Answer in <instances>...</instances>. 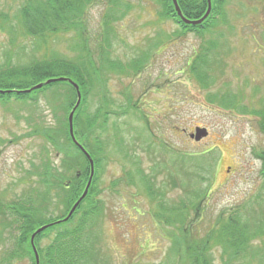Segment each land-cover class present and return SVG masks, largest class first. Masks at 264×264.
Listing matches in <instances>:
<instances>
[{"label":"rangeland","instance_id":"1","mask_svg":"<svg viewBox=\"0 0 264 264\" xmlns=\"http://www.w3.org/2000/svg\"><path fill=\"white\" fill-rule=\"evenodd\" d=\"M22 1L0 0V14L15 13ZM119 9L122 13L113 16H124L120 22L110 21L107 38L104 19L111 7L107 1L89 7L82 38L97 68L102 67V48L108 54L104 57L117 63L115 72L105 63L109 70L103 68L84 110L85 119L97 108L109 112L106 119L100 117L103 128L95 138H77L99 148L107 158L102 159L97 183L103 213L92 228L100 253L97 260L100 264H177L167 258L172 246L169 227L155 218V205L143 185L113 183L122 181L128 171L137 180L140 167L158 170L160 163L167 166L158 176L163 182L174 174L172 161L182 152L202 154L206 161H200L199 167L209 169L201 175L204 180L192 182L208 194L201 219L192 215L193 239L206 237L221 214L238 210L254 230L264 229V118L253 113L264 110V0H226L224 16L214 19L215 26L202 34H184L178 24L161 18L160 0H122ZM83 40L70 33L57 39L54 47L74 57L77 52L81 55ZM31 42L22 39L14 21L0 25V66L28 61ZM198 58L215 74L209 90L190 74V65ZM224 90L242 93V104L249 112L209 100L208 92ZM60 100L55 101L52 90H47L35 103H0V204L22 199L37 185L43 164L58 166L64 152H73L64 137H59L60 148L47 139L48 131L62 129L66 121ZM197 128L209 131L199 142L190 137ZM179 174L176 189L167 193L172 202L184 196L182 186L188 176ZM62 213L63 209L53 211L55 217ZM1 227L0 223V260L16 234ZM48 242L43 239L42 245ZM220 257L219 248H213L210 258L215 264H222ZM234 264H264V237L252 240L248 253Z\"/></svg>","mask_w":264,"mask_h":264},{"label":"trees","instance_id":"2","mask_svg":"<svg viewBox=\"0 0 264 264\" xmlns=\"http://www.w3.org/2000/svg\"><path fill=\"white\" fill-rule=\"evenodd\" d=\"M103 1H107L111 7L110 14H107L104 19V30L108 38L112 30L109 26L110 21L120 22L124 16V14L113 16L114 13H122L119 9L122 6V0H23L15 13L0 14L1 26L14 21L21 29L22 39L32 41L33 45L28 61L22 64L8 62L0 66V90L4 91L0 93V103L4 105L14 102L35 103L41 93L52 90L55 101L63 98L60 100L59 109L65 113L66 121L62 129L56 132L48 131L47 139L53 147L58 148L59 137L62 136L70 151H73L64 152V157L58 166L50 162L43 164L41 171L37 173L40 177L37 185L33 186L22 199L0 204L1 228L16 231L12 247L4 253L0 264H14L26 259H29L31 264H36L31 236L39 228L57 221L61 222L36 236L35 246L39 253L40 264H100L97 260L100 253L92 228L103 213L101 201L98 198L97 183L98 171L103 166L102 159L107 158L99 148H91L89 142L88 144L81 142L94 160L95 174L87 196L71 218L63 221L82 196L91 176L88 158L74 144L69 134L68 117L76 106L77 91L68 81L45 84L41 89L32 90L30 93H24V91L52 78L71 79L78 84L82 94L81 103L75 111L73 120L75 137L76 139L78 136L95 138L96 131L103 128L105 123V121L99 122L100 117L106 119L109 112L104 113L102 108H97L93 116L86 114L87 119H85V106L89 95L94 92L99 82L103 68L109 67L115 72L117 63L110 58H105L104 55L108 56V54L106 49L102 48L100 51L102 67L97 68L88 51L86 40L82 38L87 26L88 8ZM160 3L161 18L165 17L164 19L178 24L184 34H202L215 26L214 19L219 15L224 16L226 0H212L211 14L201 25L185 24L176 13L172 0H160ZM178 3L183 14L190 20L201 19L208 9L207 0H178ZM70 33H76L77 38L83 40L81 55L77 52L74 57H67L65 53L59 52L54 47L57 39ZM106 44L109 46L108 40ZM24 48L23 53H25ZM76 48L79 51L80 48L78 46ZM106 62L109 64L108 67L105 66ZM190 74L206 90H209L213 83L215 84V74L207 71L203 59L193 60L190 65ZM207 94L211 102L224 108L236 109L243 113L249 112L247 106L242 104L240 92L224 90ZM253 113H260L259 115L264 118V110L253 111ZM262 129L264 131V121ZM100 143L98 137L97 144ZM89 147L90 150H88ZM202 156L196 153H180L179 157L172 161L174 174L172 173L163 182L158 179V176L159 173L166 172L167 166L160 163L158 170H144L140 167L137 180L132 171H128L121 178L122 181H115L113 186L114 184L118 186L123 181L127 183V186H136L137 182L143 185L146 195L155 205V218L161 225L169 227L168 236L172 246L168 252V260H173L177 264H215L210 258V253L213 248H219L221 263L234 264L248 253L252 240L264 237V229L260 227L254 230L249 221H246L247 218L245 219L238 210L221 214L206 237L202 240L193 239L190 226L195 218L201 219L200 213L204 210L203 204L208 197L206 190L192 183L198 178L204 180L205 178L201 175L208 173L209 169L203 168L204 165L199 167L200 161L202 163L206 161ZM262 158L264 161V156ZM179 173L184 177L188 176L185 180L183 179L184 196L179 201L172 202L167 199V193L170 188L176 189L175 177ZM159 182L161 185H158ZM62 209L61 215L56 217L53 215L54 210ZM192 215H195V218ZM43 239L49 241L45 246L42 245Z\"/></svg>","mask_w":264,"mask_h":264},{"label":"water","instance_id":"3","mask_svg":"<svg viewBox=\"0 0 264 264\" xmlns=\"http://www.w3.org/2000/svg\"><path fill=\"white\" fill-rule=\"evenodd\" d=\"M173 4H174V7H175V10H176V13L178 14V16L180 17V19L187 25H201L211 14V11H212V0H207V3H208V9H207V12L205 13V15L201 18V19H195V20H190L188 18H186V16L183 14L180 6H179V3H178V0H172ZM64 81H68L70 82L76 89L77 91V96H78V99H77V103H76V106L75 108L73 109V111L70 113V116H69V132H70V136H71V139L73 140L74 144L85 154V156L88 158L89 162H90V166H91V176L89 178V182L82 194V196L79 198V200L74 204V206L72 207V209L70 210L68 216L63 220V221H67L68 219L71 218V216L74 214V212L77 210L78 206L80 205V203L83 201V199L87 196L88 192H89V189L91 187V184H92V180H93V177H94V174H95V164H94V160L92 159L91 155L88 153V151L84 148L83 145H81L78 140L76 139L75 137V133H74V123H73V120H74V114H75V111L76 109L79 107L80 103H81V100H82V94H81V91H80V88L78 86L77 83H75L74 81H72L71 79H68V78H52V79H49L47 80L45 83H41V84H38L36 85L35 87H33L32 89L30 90H27V91H24V93H30L32 90H38V89H41L45 84L46 85H49V84H52V83H56V82H64ZM0 93H4V91L0 90ZM209 135V131L205 128H197L195 130V133L194 134H191V138L194 139L195 141L199 142L201 141L202 139L206 138L207 136ZM61 221H57L55 223H52V224H48V225H45L41 228H39L32 236H31V245H32V248H33V251H34V254H35V258H36V264H40V257H39V253H38V250L35 246V239H36V236L40 233H42L43 231H45L46 229H48L49 227L53 226L54 224H59Z\"/></svg>","mask_w":264,"mask_h":264}]
</instances>
